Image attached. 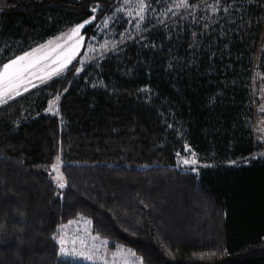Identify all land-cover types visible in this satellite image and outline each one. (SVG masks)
Listing matches in <instances>:
<instances>
[{
  "label": "trees",
  "instance_id": "trees-1",
  "mask_svg": "<svg viewBox=\"0 0 264 264\" xmlns=\"http://www.w3.org/2000/svg\"><path fill=\"white\" fill-rule=\"evenodd\" d=\"M123 2L0 0L1 66L88 19L85 42L118 30L0 104V264H90L60 252L80 214L144 264H264V0H145L138 28Z\"/></svg>",
  "mask_w": 264,
  "mask_h": 264
},
{
  "label": "rangeland",
  "instance_id": "rangeland-1",
  "mask_svg": "<svg viewBox=\"0 0 264 264\" xmlns=\"http://www.w3.org/2000/svg\"><path fill=\"white\" fill-rule=\"evenodd\" d=\"M144 7L145 0H124L122 5L118 8V12L123 14L128 21H133V26L138 28L143 21V14L145 13ZM91 21V19H88L81 23L84 27L80 29L78 34L72 36L71 39H68V37L72 34L73 30L81 24L69 28L65 32L20 55L24 56L27 53H35L32 59H40L39 62L25 74L23 83L20 84L18 89L19 93L22 92L24 88L29 87V85L35 84L38 80L46 78L49 74L56 76L64 72L75 59L79 58V60L83 61L112 45L118 34V30L112 25L113 21H116L115 17H107L96 25L94 29L95 32L91 31L89 33L90 37L88 38V41L85 42L86 36H88V31L83 32V30L91 23ZM77 41L80 42L79 46H76ZM56 45H61V47H56ZM263 46L264 30L262 35V47ZM45 55L48 57L47 59H43ZM67 57L71 58L70 62H68L60 71L53 72L52 70L59 68L60 63ZM53 60H56V63H53ZM2 67L3 66L0 65V69H2ZM0 91H4L3 86H0ZM256 93L259 96V102L256 104V136H261V138H263L264 82L260 84L259 88L256 87ZM16 95L15 91L9 92L2 100H0V103L5 100L7 101ZM56 110L57 108L53 109L51 112H55ZM55 164L59 165V174L63 176L60 170L61 160H58ZM57 177L58 173L54 172V180L59 186L61 181ZM109 242V239L101 237L92 231L91 220L83 214H80L76 218L63 224L61 235L59 237L60 252L61 248L66 250L65 253H61L65 258L84 261L90 264H144L142 257L137 254L131 246L120 243L109 246ZM81 253H83V255H81Z\"/></svg>",
  "mask_w": 264,
  "mask_h": 264
},
{
  "label": "snow or ice",
  "instance_id": "snow-or-ice-1",
  "mask_svg": "<svg viewBox=\"0 0 264 264\" xmlns=\"http://www.w3.org/2000/svg\"><path fill=\"white\" fill-rule=\"evenodd\" d=\"M95 11V9H94ZM90 22V21H89ZM84 25H79L76 29L73 30L72 34L68 37V39H71L72 36H75L79 33L80 29L83 28ZM79 41H77V45L79 46ZM56 47H61V45H56ZM40 51V50H36ZM35 53H27L24 56H20L16 59H13L7 64H4L2 69H0V86H3L4 91H0V100L3 99V97L12 91H15L17 95H19V86L23 83V79L25 77V74L35 66L36 63L39 62L40 58H37L36 60H33V56ZM48 57L45 55L43 59H47ZM70 57H67L63 62L60 63L59 68L53 69V72H58L62 68H64L68 62H70ZM27 62V63H25ZM53 63H56V60H53ZM50 75V74H49ZM30 82V81H29ZM35 86V85H34ZM25 91H27V88H25ZM52 108H49V111H51ZM193 163L195 161H192ZM184 163H189V161L185 160ZM53 171L58 173V179L61 181L59 183L60 188L65 187V183L63 182V176L59 174V165L55 164L53 165ZM65 249L61 248V253H65ZM83 255V253H81Z\"/></svg>",
  "mask_w": 264,
  "mask_h": 264
},
{
  "label": "crops",
  "instance_id": "crops-1",
  "mask_svg": "<svg viewBox=\"0 0 264 264\" xmlns=\"http://www.w3.org/2000/svg\"><path fill=\"white\" fill-rule=\"evenodd\" d=\"M54 75H49V76H47L46 78H44V79H40V80H38L37 82H35V84H31V85H29V87H26L27 88V90L28 89H30V88H32V87H35V86H37V85H39L40 83H42V82H44V81H47L48 79H50V78H52ZM34 83V82H33ZM37 83V84H36ZM35 85V86H34ZM25 91V88H24V90L22 91V92H24ZM22 92H20V93H22ZM6 101V100H5ZM4 101V102H5ZM3 103V102H2ZM1 104V103H0Z\"/></svg>",
  "mask_w": 264,
  "mask_h": 264
}]
</instances>
